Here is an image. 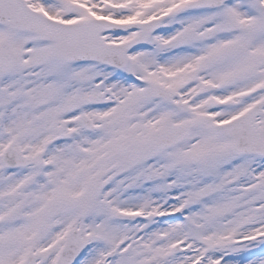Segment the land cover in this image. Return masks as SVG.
<instances>
[{
  "label": "snow or ice",
  "instance_id": "1",
  "mask_svg": "<svg viewBox=\"0 0 264 264\" xmlns=\"http://www.w3.org/2000/svg\"><path fill=\"white\" fill-rule=\"evenodd\" d=\"M0 264H264V0H0Z\"/></svg>",
  "mask_w": 264,
  "mask_h": 264
}]
</instances>
